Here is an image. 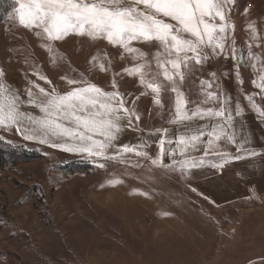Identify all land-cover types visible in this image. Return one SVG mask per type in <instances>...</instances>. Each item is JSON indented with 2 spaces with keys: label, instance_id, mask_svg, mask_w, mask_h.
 <instances>
[{
  "label": "snow or ice",
  "instance_id": "obj_1",
  "mask_svg": "<svg viewBox=\"0 0 264 264\" xmlns=\"http://www.w3.org/2000/svg\"><path fill=\"white\" fill-rule=\"evenodd\" d=\"M233 4L235 0H13L8 19L34 32L52 64L64 60L55 43L69 35L103 40L121 49V59L127 57L133 61L130 67L115 75L136 77L143 88L140 95L151 94L153 103L163 108L162 94L167 91L173 93V115L169 123L178 126L175 133L177 139L169 137V129H157L156 133L161 135L159 152L151 163L176 170L177 162L173 160L172 165H165L163 157H174L180 150V154L186 157L179 162V169L183 171L205 163L201 159L199 163L189 164L190 158L187 157L189 148L198 150L202 138L207 137L204 154L222 158L228 154L217 150L218 142L236 143L232 131L231 97L217 85L216 73H210L212 80L199 81L201 100L194 108L188 107L194 102L183 91L186 79L197 66L202 67L211 57L223 55L226 60L231 58L236 61L237 68L242 65L243 56L230 35L234 30L229 15ZM247 27L252 29L255 39L254 24L250 23ZM134 44L155 47L156 51L149 56ZM249 59L256 60L258 57L250 50ZM111 63L107 53L101 55L99 51L89 60L91 68L98 67L102 72H108ZM252 66L256 68L255 64ZM32 68L31 74L50 87L45 88L28 80V87L24 90L26 99H22L18 89L4 81V72L0 69V129L9 132L14 129L15 134L25 141L47 144L69 153L86 154L90 158L109 160L121 153L133 152L137 156H148L141 150L147 147V141L140 145H120L118 151L110 154V149L117 148L115 141L125 128L124 121L129 128L137 131L136 125L140 121V114L136 111L139 97L132 100L129 107L128 99L119 91L115 75L111 83L112 91H105L91 83L83 74L79 78L66 75L61 79L69 90L61 93L36 65L33 64ZM260 72L259 83H253L264 91V69ZM214 87L216 91L212 90ZM246 98L252 100V97ZM210 102H218L220 107H202ZM26 108H35L38 114L26 111ZM241 111L237 104L235 115H241ZM260 114L264 116V112ZM205 120L208 121L206 125L197 123ZM151 135L155 133H149ZM0 143L17 146L3 136H0ZM173 143L177 148L168 151L165 145ZM242 148L243 145L238 151ZM249 155L258 153L251 151ZM243 158L239 155L231 157L235 160ZM97 166L103 168L105 165L100 163ZM211 166L222 167L223 164Z\"/></svg>",
  "mask_w": 264,
  "mask_h": 264
},
{
  "label": "rangeland",
  "instance_id": "obj_2",
  "mask_svg": "<svg viewBox=\"0 0 264 264\" xmlns=\"http://www.w3.org/2000/svg\"><path fill=\"white\" fill-rule=\"evenodd\" d=\"M10 2L9 12H0V66L32 72L34 64L40 73L60 83L63 76L79 78L83 74L90 82L111 85L109 73L100 71L98 67L93 69L89 64L97 51L101 55L114 54L113 47L106 41H58L55 48L64 60L52 64L48 52L40 47L41 41L33 40L36 38L34 32L8 19L13 9V0ZM231 7L229 15L234 30L230 35L243 56L239 68L233 59L232 66L236 76L239 72L238 81H242L246 95L252 97L264 112V91L253 83H259L260 70L264 69V0H235ZM250 23L256 30L255 39L252 29L247 27ZM250 50L258 59H249ZM221 56L211 57L202 67L197 66L186 79L192 99L198 95L197 77L209 71L207 64H212L215 58ZM86 57H89L88 61H85ZM25 60L28 62L25 63ZM104 62L107 65V61ZM114 64L111 63L110 70ZM41 84L45 86L42 80ZM0 136L14 142L16 148L31 149L41 155L40 158L0 168V264H88L84 252L90 245L96 247L99 243L110 249L114 243L128 244V223L112 213L108 215L100 211L96 201L90 197L98 184L110 176L108 171L122 160V164L139 169L145 165L156 169L149 156H137L133 152L121 153L120 157L117 155L109 160L84 158L47 144L25 141L15 134L14 129L11 132L0 129ZM73 158L86 159L92 163V168L88 171H64L59 168L61 163ZM201 159L205 163L199 167H187L181 171L177 164L176 170L159 167V171L153 169V172L137 174L136 177L152 184H167L169 195L163 198L171 201L172 191L178 192L196 213L212 217L214 241L210 240L212 243L205 251L196 249L185 264H264V197L250 205L227 210L206 207L190 190L189 182L193 177H200L215 168L212 164H221L228 158L208 155L189 159L188 162L199 163ZM100 163L105 166L98 167ZM123 176L128 182L131 181L130 176L135 178L134 174ZM136 230L139 232V228L133 231ZM97 234L99 236H95Z\"/></svg>",
  "mask_w": 264,
  "mask_h": 264
},
{
  "label": "crops",
  "instance_id": "obj_3",
  "mask_svg": "<svg viewBox=\"0 0 264 264\" xmlns=\"http://www.w3.org/2000/svg\"><path fill=\"white\" fill-rule=\"evenodd\" d=\"M33 40L41 41L37 37ZM62 41L93 40L87 37L69 35ZM96 41L101 42L103 40ZM133 46L139 47L149 56L156 51L155 47L145 44H134ZM113 51L114 54H107L112 63H117V65H112L113 69L107 72L111 79L116 73H121L122 69L130 67L133 63L127 57L120 58L121 49L118 47H113ZM88 58L86 57L85 61H88ZM232 64L231 58L227 60L224 59V56L215 58L212 64H207L209 71L197 77L199 78L197 83L199 86L201 79L212 80L210 73H216V83L231 97L230 107L233 110L232 131L235 133L236 143L222 140L217 144L218 151L228 154L227 162L221 163L223 164L222 167H215L200 177H193L189 182L190 190L198 195L206 207L214 210H227L237 206L250 205L253 201L264 197V116L260 114L262 111L259 106L253 100L250 101L246 98L248 96L238 81ZM0 69L4 72V81L12 88L18 89L22 99H26L24 90L28 87V80H33L42 86L41 80L32 75V72L4 66H0ZM46 77L61 93L69 90V86L64 80H61L60 83L49 78L50 76ZM115 79L119 91L128 99L129 107H131L132 100L139 97L136 101V111L140 114V121L136 125L138 131L129 128L127 121H124L125 128L119 134L118 140L115 141L117 148L109 151L114 153L119 150L120 145H140L147 141V147H143L141 150L148 153L152 160L157 157L159 152L158 144L161 135L156 133L157 129H169V137L173 140L177 139L175 133L178 126L169 123L173 115L174 94L170 91L164 92L161 97L164 107L160 108L153 103L151 94L140 95L143 88L138 84L136 77L115 75ZM91 83L105 91L113 90L111 85L104 84V82ZM43 87L49 88L50 86L45 84ZM212 90L216 91L217 89L214 87ZM183 91L189 100L194 102L189 104L190 109L200 103V87L197 91V97L193 99L188 94L186 82ZM237 104L242 110L239 116L235 115ZM202 107L219 108L220 105L218 102H210L202 105ZM25 110L38 114V110L35 108H26ZM197 123L206 125L208 121H198ZM180 131L183 132V129ZM149 133H155V135L149 136ZM206 140L207 137L202 138L198 150L189 148L187 157L196 159L202 156H213L212 154H204L203 149L206 146ZM241 145L243 148L238 151ZM165 148L171 151L176 149L177 145L175 143L166 144ZM251 151H255L258 155H249ZM74 155L90 158L86 154ZM237 155L244 158L240 160L231 159ZM185 159L186 157L180 154V150H177L174 157L164 156L163 163L169 165L173 164V160H175L179 165V162ZM122 163L124 162H120L108 171L110 176L98 184L96 191L91 193L90 198L96 201V206L100 211L102 210L108 215L112 213L118 219H123L124 222L128 223L127 229L130 232L128 236L135 241L132 242L128 238V244L114 243L115 245L111 246L110 249L104 248L99 243H96V247L94 244L90 245L84 252V258L88 264H185L187 260L191 259L190 255L197 251L196 249L200 251L202 248L205 251L210 247L209 244L212 243L210 240L214 241L215 234L212 217L196 213L191 208L190 203L186 202L178 192L174 193L170 190L173 197L171 201L168 198H163L167 194L169 195L167 184L163 182L152 184L141 181L142 178L140 177L136 178L137 174L159 171V166L154 165L156 167L154 169L153 166L145 165L139 169L134 165ZM127 174H134L135 178L130 176L131 181H125L123 175ZM114 180L120 182L111 183ZM140 222L141 224H139ZM138 228L139 232H137L138 230L133 231ZM95 236H99V234ZM202 239L204 240L202 241Z\"/></svg>",
  "mask_w": 264,
  "mask_h": 264
},
{
  "label": "trees",
  "instance_id": "obj_4",
  "mask_svg": "<svg viewBox=\"0 0 264 264\" xmlns=\"http://www.w3.org/2000/svg\"><path fill=\"white\" fill-rule=\"evenodd\" d=\"M11 0H0V12H9ZM2 17V16H0ZM1 19V18H0ZM40 154L31 149L12 147L7 143H0V168L8 165H14L21 161H29L33 158H40ZM64 171H88L92 168V163L83 158H73L59 165Z\"/></svg>",
  "mask_w": 264,
  "mask_h": 264
}]
</instances>
